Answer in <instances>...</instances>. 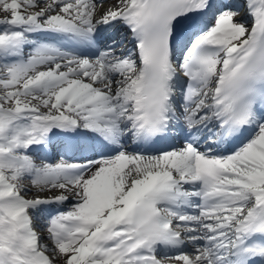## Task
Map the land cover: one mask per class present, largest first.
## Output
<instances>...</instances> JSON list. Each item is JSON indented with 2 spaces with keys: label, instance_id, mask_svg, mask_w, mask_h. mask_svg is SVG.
Here are the masks:
<instances>
[{
  "label": "snow or ice",
  "instance_id": "1",
  "mask_svg": "<svg viewBox=\"0 0 264 264\" xmlns=\"http://www.w3.org/2000/svg\"><path fill=\"white\" fill-rule=\"evenodd\" d=\"M0 264H264V0H0Z\"/></svg>",
  "mask_w": 264,
  "mask_h": 264
}]
</instances>
